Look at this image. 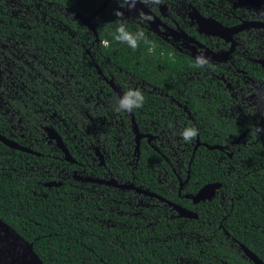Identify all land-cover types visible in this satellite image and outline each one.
I'll return each mask as SVG.
<instances>
[{"label": "flooded vegetation", "instance_id": "1", "mask_svg": "<svg viewBox=\"0 0 264 264\" xmlns=\"http://www.w3.org/2000/svg\"><path fill=\"white\" fill-rule=\"evenodd\" d=\"M77 1L75 5L83 12L93 7L89 13H80L67 6V0H0V27L7 26L13 33L4 30L0 42H12L18 52H31V59L20 64L26 74L20 75L21 80L0 69V108L6 105L14 115L0 111V137L28 152L0 142L22 154L2 152L0 158L15 166L10 170L16 177L33 176L42 198L62 187L68 197L90 199L96 211L112 216L111 221L97 219L107 226L143 231L152 220H197L193 209L211 201H216L221 216L232 201L225 193V183L242 181L249 174L256 177L264 170V0H162L158 5L152 0H129L123 7L122 0ZM103 3L90 20L94 31L100 15L115 22L120 18L114 12L119 10L124 22L144 31L156 48H169L168 55L178 56L184 69L152 86L106 58L99 51L102 41L96 31L93 35L76 18V14L90 16ZM43 34L42 49L35 36ZM72 49L79 54H68ZM197 56L206 58L208 64L195 67ZM156 68L163 67L156 64ZM110 84L121 97L129 88L140 90L145 97L143 107L131 113L115 112L119 97ZM4 94L9 101L3 103ZM148 96L153 101H147ZM189 126L198 129V135L185 142L181 132ZM52 134L60 139L67 156L50 138ZM134 137H139L137 143ZM147 147L163 160L161 164L159 157L149 155L153 187L175 191L170 198L188 200L191 209L186 210L195 214L194 219L179 218L164 202L133 189L148 190L130 178L136 168L142 175L147 168V156H142ZM201 148L218 179L203 186L218 187L210 200L193 203L185 196L201 187L192 194L181 191L190 181L191 157ZM33 157L37 160H27ZM245 168L249 170L241 175ZM147 200L154 204L143 203ZM120 216L133 221L125 225L118 221ZM160 216L165 217L159 220ZM223 220L208 224L202 236L212 240L220 230L219 244L222 240L234 251L236 261L253 264L244 255L243 245L223 229ZM197 237L196 232L187 236L188 240ZM189 243L185 245L190 247ZM173 264L199 263L177 256Z\"/></svg>", "mask_w": 264, "mask_h": 264}, {"label": "trees", "instance_id": "2", "mask_svg": "<svg viewBox=\"0 0 264 264\" xmlns=\"http://www.w3.org/2000/svg\"><path fill=\"white\" fill-rule=\"evenodd\" d=\"M75 2L78 4L77 0H67V6L82 13ZM92 7L83 13H89ZM99 18L95 29L97 37L100 41H109V47L105 48L101 44L99 51L132 77L145 81L148 85L157 86L159 81H168L175 71L184 69L180 66L182 63L178 56L168 55L169 48L161 49L160 46L156 48L157 45L146 35L150 43L140 41L136 49L117 42L114 39L117 21L108 20L104 13ZM126 26L133 34L140 31L128 23ZM4 30L8 35L13 34L7 26L0 27V33H4ZM43 36L45 37L44 34L35 36L42 49L44 44L40 38ZM149 47L152 50L149 51L147 49ZM67 53L79 54L78 50L74 49ZM76 59L77 57H74V60ZM83 60L88 61L86 57ZM156 64L162 65L163 68L157 69ZM147 101H153V98L148 96ZM2 152H12L22 157L21 153L6 149L0 144V153ZM206 153L202 148L194 152L189 167L192 183L189 181L181 194H192L204 184L213 181L215 172L210 171L209 164L203 158ZM151 154L159 157L147 147L142 156H147L148 166L143 175L136 168L130 176L132 182L184 209H191L188 200L169 197L175 196V191L171 192L164 188L155 190L154 169H151L153 162L152 158L151 162L149 159ZM158 159L162 164L163 160L160 157ZM27 160L37 159L33 157ZM253 161L252 159L249 162ZM13 167L15 166L10 165V161L4 163L0 158V220L26 242L31 243L32 251L42 264H173V259L177 256L191 258L199 264H218L217 260L225 261L227 264H250L236 261L238 255L225 247L222 240L219 244L220 230L216 232L215 241L202 236L208 224L216 225L222 217L224 220L220 224L227 234L264 263V170L256 177L249 174L244 176L242 181L232 180L225 183V193L232 201L227 202L221 216L217 215L219 207L216 201L200 203L193 209L198 214L197 220L184 222L172 219L164 223L160 221L155 223L152 220L151 225L139 231L122 228L119 225L111 227L98 223L97 219L111 221L112 216L96 211L90 199L75 200L68 197L69 190L66 192L67 195H64L62 187L54 193L51 190L46 198H42L38 195L41 193L40 187L34 184L33 176L16 177V172L10 170ZM248 170L249 168L242 171L241 175ZM164 217L160 216L159 220ZM118 221L127 225L133 218L120 216ZM189 232H196L200 237L188 240ZM186 242H191L190 247L188 244L185 245Z\"/></svg>", "mask_w": 264, "mask_h": 264}, {"label": "water", "instance_id": "3", "mask_svg": "<svg viewBox=\"0 0 264 264\" xmlns=\"http://www.w3.org/2000/svg\"><path fill=\"white\" fill-rule=\"evenodd\" d=\"M104 3L95 10L90 16L82 17L81 15L76 14V18L85 24L88 29L95 35L94 28L90 24L91 18L98 14L101 9L104 7ZM111 85V84H110ZM112 86V85H111ZM116 95L120 98L121 94L112 86ZM53 137H50L55 140L56 146L67 156L65 148L62 146L60 139L54 134ZM139 137H134L136 143L138 142ZM0 142L9 148L18 149L24 152H28L26 149L17 147L13 143L7 141L5 138L0 137ZM132 186V185H130ZM129 186V187H130ZM133 187V186H132ZM218 187L217 184H208L201 187L194 195H186L185 198H189L193 203L203 200H210L212 198L214 190ZM136 192H140L143 195H146L150 198H155L160 202H164L170 208L176 212V216L179 218L185 219H194L195 214L192 212L177 206L171 202L164 200L162 197L149 192L148 190H142L139 188L133 187ZM244 255L253 263V264H263L256 256L249 252L245 247H241ZM0 264H42L38 257L32 251L31 243L26 242L22 239L12 228L0 220Z\"/></svg>", "mask_w": 264, "mask_h": 264}, {"label": "clouds", "instance_id": "4", "mask_svg": "<svg viewBox=\"0 0 264 264\" xmlns=\"http://www.w3.org/2000/svg\"><path fill=\"white\" fill-rule=\"evenodd\" d=\"M146 2V0H145ZM154 4H160L162 0H152ZM129 0H122L121 7L125 6V4H128ZM132 7H134V3L132 4ZM114 14L120 18L117 21V27H116V34L114 39L123 44H127L130 48L136 49L139 47L140 41H144L145 43H150L146 36L144 31L140 30L133 34L130 32L126 26V23L123 20V13L119 10L115 11ZM150 19V17H148ZM103 47L107 48L109 47V41L104 40L102 41ZM151 50V49H150ZM208 64V61L203 56H197L195 58V67H204ZM145 102L144 94L140 90H134L129 88L125 94L118 98L114 104L113 110L115 112H125V113H131L135 109H140L143 107ZM198 135V129L195 127L189 126L185 127L183 131L181 132V137L185 142H191L193 141Z\"/></svg>", "mask_w": 264, "mask_h": 264}, {"label": "rangeland", "instance_id": "5", "mask_svg": "<svg viewBox=\"0 0 264 264\" xmlns=\"http://www.w3.org/2000/svg\"><path fill=\"white\" fill-rule=\"evenodd\" d=\"M17 48L19 49V47H17L12 42L10 43L6 40L0 42V69H2L3 72L8 71V72L12 73L13 77L21 80L20 75H24V77H25L26 74H25V72H23L20 64H23V60L26 61V59H31L30 58L31 52H28L27 50L22 49V48H21L22 50H20V52H18ZM20 80H18V83ZM21 82L23 83V81H21ZM7 95L8 94H4L3 103L5 101H9V97ZM2 107L3 108H0V111H4L6 113H9L10 115H13V111L11 108H8L6 105H2ZM13 116H12V118H13ZM143 203H146V205H148V206L154 204V202H152L150 200L143 201Z\"/></svg>", "mask_w": 264, "mask_h": 264}]
</instances>
